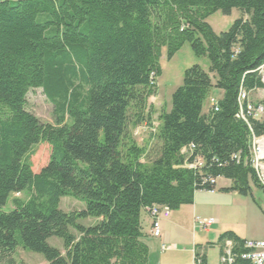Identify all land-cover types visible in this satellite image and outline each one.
<instances>
[{
	"label": "trees",
	"instance_id": "trees-1",
	"mask_svg": "<svg viewBox=\"0 0 264 264\" xmlns=\"http://www.w3.org/2000/svg\"><path fill=\"white\" fill-rule=\"evenodd\" d=\"M232 9L241 16L214 33L207 19ZM186 43L208 69L184 71L150 134L159 144L151 159L131 129L152 126L148 99L163 50L171 60ZM263 66L264 0H0V264H24L18 248L45 264H147L141 212L191 205L196 192L216 190L209 179L229 180L241 196L259 187L246 161L252 138L264 136V99L249 98L264 89ZM34 89L55 107L56 126L25 110ZM213 91L222 92L217 111L204 114ZM240 94L244 112L262 107L259 118L237 117ZM40 145L50 154L35 173L30 157ZM190 146L187 161L202 159L200 169L183 168ZM25 192L28 200L6 210ZM64 197L83 210L61 211ZM86 219L97 223H79ZM224 241L234 264H250L240 257L244 241L232 232Z\"/></svg>",
	"mask_w": 264,
	"mask_h": 264
},
{
	"label": "crops",
	"instance_id": "crops-1",
	"mask_svg": "<svg viewBox=\"0 0 264 264\" xmlns=\"http://www.w3.org/2000/svg\"><path fill=\"white\" fill-rule=\"evenodd\" d=\"M263 91L251 92L250 100L253 102L252 97ZM221 96L222 92L213 91L211 98L218 101ZM209 109L207 101L203 113ZM230 187L229 180L218 178L214 192H196L191 205L171 211L169 219L160 220L159 238L151 236V219L141 212V230L148 246L147 264H194L196 259L201 264H221L227 241L222 244L220 238L228 232L244 243L264 242V191L254 186L247 196H241L229 192ZM195 218L214 219L215 223L201 230L195 225Z\"/></svg>",
	"mask_w": 264,
	"mask_h": 264
},
{
	"label": "rangeland",
	"instance_id": "rangeland-1",
	"mask_svg": "<svg viewBox=\"0 0 264 264\" xmlns=\"http://www.w3.org/2000/svg\"><path fill=\"white\" fill-rule=\"evenodd\" d=\"M240 16L241 13L237 9H232L228 14L216 12L207 19V23L214 33L220 34L226 32L232 23ZM164 54L163 50V56L159 62L161 74L157 79L156 95L148 99V105L152 110V126L148 127V125H144L133 130L131 129L133 141H135L139 147L146 148V152L151 159H153L158 152L159 144L155 139H150V134L154 133L158 125V114L163 110L168 111L170 109L171 95L174 90L181 85L184 71L194 65L200 66L205 71L208 69V60L204 57L195 56L188 43L184 44L171 60H166ZM252 98H255L253 102L260 98L264 99V91ZM25 110L32 114L41 124L56 126L58 113H56L55 107L47 100L41 89L30 90L27 93ZM33 152L34 155L30 157V162L32 164V170L37 173L46 164L50 152L46 145L36 146ZM144 159L145 157L140 159V161L143 162ZM29 196L30 195L26 192L10 196L6 210L13 208L11 204L12 199L26 201ZM58 206L63 212L81 211L84 208V205L79 200L72 197H64L60 199ZM79 223L88 227L95 225L97 220L86 219ZM71 234L75 237L77 236L72 230ZM47 243L50 247L55 248L59 250L61 254H64L62 243L59 239L50 238ZM15 260L24 264H45L41 255L26 252L21 248L16 250Z\"/></svg>",
	"mask_w": 264,
	"mask_h": 264
},
{
	"label": "built area",
	"instance_id": "built-area-1",
	"mask_svg": "<svg viewBox=\"0 0 264 264\" xmlns=\"http://www.w3.org/2000/svg\"><path fill=\"white\" fill-rule=\"evenodd\" d=\"M261 74V80L264 85V66L259 69ZM245 94H240L239 96V114L238 118L246 120V115L252 116L253 118H259L263 109L261 106L254 107L252 104L246 105V110L242 109V103L246 100ZM209 105L217 111V100L211 98L209 99ZM193 147L183 148L181 150L182 156L185 157L183 168L187 169H197L202 168L203 161L200 158H196L192 163H188V158L191 157ZM190 152V153H189ZM238 155L234 156L235 160H238ZM248 167L252 170L257 185L264 191V136L253 137L250 143L248 160L246 161ZM208 183L211 186L216 184L215 179H209ZM209 192H214L213 189ZM151 219V231L150 234L153 238H159L161 234L160 220L169 219L171 215V210L167 207H154L147 210ZM215 223L214 219H201L195 218V225L201 230H207ZM165 249V247H162ZM223 256L221 257V264H234L235 254L233 253V245L231 242L227 241L224 244ZM244 252L241 254L243 260L248 261L250 264H264V242L260 241H247L243 244ZM194 264H201V261L197 260Z\"/></svg>",
	"mask_w": 264,
	"mask_h": 264
}]
</instances>
